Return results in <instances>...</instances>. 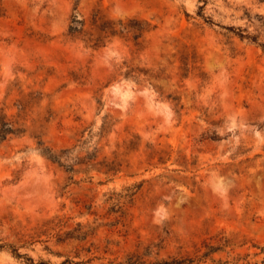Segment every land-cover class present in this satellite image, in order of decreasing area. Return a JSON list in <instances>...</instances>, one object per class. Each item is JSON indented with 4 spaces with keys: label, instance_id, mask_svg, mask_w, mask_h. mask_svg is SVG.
Returning <instances> with one entry per match:
<instances>
[{
    "label": "rangeland",
    "instance_id": "obj_1",
    "mask_svg": "<svg viewBox=\"0 0 264 264\" xmlns=\"http://www.w3.org/2000/svg\"><path fill=\"white\" fill-rule=\"evenodd\" d=\"M0 118V264H264V0H2Z\"/></svg>",
    "mask_w": 264,
    "mask_h": 264
},
{
    "label": "trees",
    "instance_id": "obj_2",
    "mask_svg": "<svg viewBox=\"0 0 264 264\" xmlns=\"http://www.w3.org/2000/svg\"><path fill=\"white\" fill-rule=\"evenodd\" d=\"M2 11V0H0V12ZM91 31L88 33L85 31V21L78 19L77 16L71 21L69 27V35L73 39H77L80 36H85L86 42L89 43V46L95 50L103 48L106 44L113 39L123 40L127 43H132L134 47L141 48V40L144 36L153 30L155 27L145 20L139 19H129L126 21L123 20H108L103 16L95 14L91 22ZM88 35V36H87ZM15 129L11 123L6 122L0 118V141H5L7 136L10 134H15ZM41 154L50 162L54 164H60V158L55 154L51 149L45 148L41 150ZM3 246H0V249H3ZM15 253V252H14ZM17 258H20V255L16 252L14 254ZM33 264V260L30 259ZM141 261V260H140ZM195 261H192L188 258L176 259L170 258L169 260H160L152 264H194ZM62 264H71L68 261L63 262ZM126 264H146L145 262L134 261L133 258H129Z\"/></svg>",
    "mask_w": 264,
    "mask_h": 264
}]
</instances>
